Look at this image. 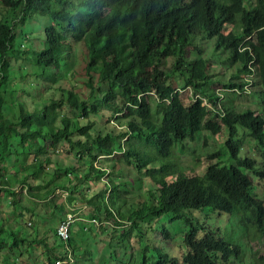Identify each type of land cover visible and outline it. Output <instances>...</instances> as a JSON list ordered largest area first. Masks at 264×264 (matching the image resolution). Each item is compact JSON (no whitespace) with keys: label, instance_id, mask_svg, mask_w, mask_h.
Here are the masks:
<instances>
[{"label":"trees","instance_id":"1","mask_svg":"<svg viewBox=\"0 0 264 264\" xmlns=\"http://www.w3.org/2000/svg\"><path fill=\"white\" fill-rule=\"evenodd\" d=\"M0 4L13 12L10 19L0 18V173H3L1 161L4 159L15 157L16 161L23 163L29 159L33 153L32 140L41 147L36 153H47L50 141H53L52 147H57L55 153L61 149L58 145L65 143L70 147V153H74L79 160L88 155L87 173L75 175L73 167L48 172V160L39 162L41 171L51 173L55 178L63 177L69 183L76 179L83 185L89 175L105 184L106 176L111 173L96 158L121 152L126 164L152 181L154 186H149L152 188L149 196L152 206L149 209L154 215L160 218L171 215V221H174L186 218L187 212L206 209L230 216L236 214L245 225L249 223L252 226L246 241L252 243L261 239L264 235V203L255 195L254 178L264 179V168L256 163L257 155H242L237 128H247L258 145L264 148V118L251 112L226 113L221 119V127L207 120L205 127L212 130L217 140L223 126L226 127L228 139L219 143L227 148L214 150L215 154L205 156L211 162L203 175L184 176L185 167L180 162L176 144L185 149L186 143L193 142L209 111L202 105L201 99L186 105L176 88H190L194 95H204L209 86L210 76L200 58L192 68L188 63L191 50L201 55L202 49L196 44L200 40H212L219 50L229 49L234 61L240 64L239 74L255 60L264 77V0H257V7L244 0H0ZM34 17H46L51 23L44 30V36L40 37L42 45L38 50L24 43L29 37L23 25ZM20 25L23 38L18 42ZM227 26L232 29L225 34L222 30H226ZM81 43L87 47L88 63L84 67L86 76L79 81L81 77L77 70L75 73L70 71V60L74 44ZM17 44H23L26 50H16ZM22 57L25 64L31 62L35 65L33 76L34 80L38 79L36 84L42 85L39 79H44L48 90L58 87L61 94L59 100L55 98L41 110L29 111L26 108L27 98H17L26 79L23 91L30 93L27 87L34 86L33 77H28L23 71L25 64L14 70L12 61ZM169 58L173 61L171 71L167 73L165 61ZM77 63L73 64L75 69ZM72 73L70 78L68 74ZM95 73H101L97 84L94 83ZM65 77L74 83L71 89L61 88ZM239 79L238 76L231 80L229 87L242 88V81L235 82ZM82 84L90 92L88 99L83 97ZM105 86L107 88L102 90ZM152 93L156 98L150 96ZM106 107L113 111L116 120L121 119V115L125 116L128 128L117 135L114 126L113 131L105 135L101 132L91 134L95 124L90 117L97 116ZM62 108H67L71 115L60 113ZM72 127L78 128L77 134L70 130ZM60 141L62 143L59 144ZM87 142L91 143L93 154L87 149ZM226 153L233 160L230 164H224ZM198 154L203 155L201 152ZM106 164L111 166L108 161ZM18 173L19 170L14 167L8 175L9 184L14 187L21 184L32 189L33 184L28 179L19 181ZM119 173L121 171L113 174L115 180L103 187L98 196L87 198L85 205L77 201L72 206H83L80 218L98 222L97 218L105 217L104 222L98 223L110 224L115 232L128 226L133 237L140 219L128 225L130 220L122 219L127 218L126 215L114 214L120 205L129 201L122 191L124 187ZM5 184L7 182L0 187V192L12 196L13 207H19L22 212L28 211V217L36 216L37 210L24 205L13 188L8 189ZM57 188L67 189L74 195L79 187L47 185L43 193L31 195L47 200ZM64 193L67 194L64 202L74 200L68 192ZM147 206L148 200L141 204L133 217L146 218ZM54 207L56 210L60 206L54 204ZM151 213L150 217H153ZM63 214L65 216L66 212L63 211ZM63 220L60 218L54 226L57 228ZM186 220L190 225L183 238L186 253L181 258L162 255L158 261L148 263L147 260L145 264H229L233 258L242 257L243 251L235 243L225 241L220 234L204 228L193 217ZM127 221L129 223H124ZM22 222L19 226L26 228L24 217ZM76 223L71 228L72 238L67 252L57 240L63 250L60 256L70 253L73 257L70 260L59 259L60 262L69 260L68 264H96V258L103 262L101 260L106 253L112 254L110 250L115 248L116 242L113 231L111 242L108 239L83 241L81 235L85 236V240L91 238L92 227L83 232V229L74 228ZM200 230L204 231L202 235ZM55 232L56 229H53L54 236ZM129 233L125 234L124 240L129 238ZM102 234L109 233L104 229ZM9 237L14 245H8L6 237L1 238L0 252L9 249V253L16 257L12 249H18V236L12 231ZM165 240H172L167 229ZM119 247L124 249L126 244H119ZM111 258L105 263H110ZM45 259L36 257L37 261ZM9 260L5 262L8 264ZM47 260L48 264H55L58 259ZM256 264H264V257H260Z\"/></svg>","mask_w":264,"mask_h":264},{"label":"rangeland","instance_id":"2","mask_svg":"<svg viewBox=\"0 0 264 264\" xmlns=\"http://www.w3.org/2000/svg\"><path fill=\"white\" fill-rule=\"evenodd\" d=\"M12 11L5 6L0 4V18L5 17L10 19L12 16ZM51 23L48 21L46 17L41 18H33L26 22V25H23V30L26 31L29 39L28 42H24L29 48L33 46L34 50H38L41 48L40 37L44 36V30ZM226 30H231V26H227ZM18 42L22 41L23 31L22 26L20 25L19 33H18ZM196 44L202 49L201 55L195 51H190V58L188 59L189 68H192L194 63L200 58L202 62V66H204L205 70H208L210 77L216 84L208 86L206 90L205 98L207 99L208 95H211L213 91H216L218 88H225V85L229 84V81L232 78H236L238 74V70L240 69V65L232 63L233 58L231 56V52L227 49L219 50L214 47L213 41L200 40L197 41ZM16 50H26V46L16 45ZM26 60V58H25ZM78 62L76 69L73 65L74 62ZM172 58L167 59L165 61V69L167 73L171 71L172 66ZM88 63V50L84 43L74 44L72 58L70 60L71 69L70 71L74 72L77 70V74L80 75V80H84L86 74L84 73V67ZM24 57L20 60L14 59L12 61V65L14 70H17L20 65H24ZM23 71L28 74V77H33L32 79V87H27L28 91L25 90L27 79L22 83L21 92L17 94V98H27L26 104L27 109L32 111L33 109L41 110L45 104H49L50 101L58 99L61 97L58 87L54 90H48L44 84L47 82L44 79H39L42 85L36 84L38 79L34 80L33 74L36 71L35 65L33 63H26L23 67ZM67 72V70H65ZM17 75V74H16ZM73 75L68 74L71 78ZM101 73H95L94 83L97 84L99 82V77ZM37 78V77H36ZM242 78V77H241ZM259 79L257 77L254 78V85L252 86L253 93L255 90H259ZM217 84H220L217 86ZM74 83L71 80L64 78L62 82L61 88L71 89ZM48 86V85H47ZM76 86V84H75ZM23 87V88H22ZM77 90L79 87H76ZM107 86L103 87L102 90L106 89ZM186 89V88H185ZM182 89L181 90H185ZM23 91V92H22ZM81 91L84 98L88 99L90 96L89 90L85 86L81 87ZM260 91V90H259ZM261 92V91H260ZM183 95H180L181 100H183L186 105H189L191 101V91L186 90L183 92ZM259 94V92H257ZM96 95V98H98ZM213 95V94H212ZM225 96L231 100L228 101L227 106L231 111H243L247 108H252L253 110L262 111L263 110V97L259 95H254L252 97H248L246 99H239L237 97H232L230 92H225ZM248 96V95H242ZM194 98L195 95L193 94ZM232 99L234 101L232 102ZM208 100V99H207ZM12 103V102H11ZM10 103V104H11ZM62 114H68L69 111L67 108H62L60 110ZM70 114V113H69ZM71 115V114H70ZM115 114L113 111L106 107L99 112L97 116L92 115L90 117L91 120L94 121L95 126L91 130V134L95 135L98 132H101L103 135L107 134L110 131H113V126L115 127V135L119 132H123L128 128V119L125 116L121 115V119L116 120ZM81 120V119H80ZM138 121V120H137ZM213 122L215 124H219V121L216 118H213ZM223 126L222 131L218 136V140L215 136L212 135L210 131L207 130L205 125H201L199 134L197 139L193 142L186 143V148L183 149L178 144H176V150L180 159L181 164L185 167V171L183 172L184 176L194 177L196 175H203L206 171L208 164L211 162L205 156L207 154L213 155L214 150H224L226 149V145H222L219 143L223 139H228V133L225 131ZM70 130L77 134L78 128H70ZM224 131V133H223ZM239 141L241 146V152L244 156H250L252 154L257 155L256 163L258 165H262L261 168H264V165L261 163V158L263 152L258 149L253 141L248 138L246 134L240 132ZM79 138V137H78ZM76 138V140H78ZM83 138V137H82ZM206 138V142L204 145V140ZM84 139V138H83ZM213 139V140H212ZM216 141L217 143H213ZM33 146V153H31L29 159L23 163L22 161H16V158L7 160L4 159L1 161L2 172L0 173V187H4V183L7 182L6 187L13 188L16 195H18V199H21L24 202V205H27L28 208L34 209L37 212L36 216L28 217L30 215L28 211L22 212L19 207H13L12 205V196L5 193L0 192V239L6 237L10 246H13L14 243L9 237L10 232L14 231L17 234L18 240V249H12V252L17 256L14 257L11 253H9V249L6 251L0 252V264H3L8 258V264H41L45 262L48 264L47 258L55 257L58 252L62 251V247L57 243L55 236L52 234V230L56 229L54 225H57L58 221L63 220L65 218L63 211L67 213L72 209V205L77 201L81 205H85L87 203V198H94L98 196L103 187H107V184L110 185L112 180H115L116 176L113 175L116 171H121L119 176H122V181L124 189L122 190L127 194L128 202L120 205L116 211L115 215L122 214L126 215L127 218L122 217V219L130 220L128 225H133L137 223L138 219H140L138 226L135 230V236L129 233V229L119 228L120 231L115 232L113 230L114 227L110 226L108 223L99 224V227L89 220L76 223L74 225L75 229H83L85 232L88 227H92L93 234L90 236L91 238L85 240V236L81 235L83 241H91V242H100L103 240H110L113 238L112 231L115 234V248L110 250L111 255H107L99 262L96 258V264H145V261L148 260V263H153L159 260L162 255H168L174 258H181L186 253V245L184 244V235L190 229V225L187 222L186 218H195L198 220L201 226L206 229H210L215 231L217 234H220L225 241H230L235 243L240 247L243 251V255L239 259L233 258L229 264H256L255 257H259V255L264 256V235L259 242L251 243L250 241H246L247 232L252 229V226L248 224H244L241 221L240 216H233L227 214H220L219 212L212 211L210 209L202 210V211H192L186 213V218L182 217L179 220L171 221V215H165L162 218L154 215L150 217V209L152 206L150 200V192L152 188L149 186H154L152 181L144 174L138 173L133 170L132 165L126 164V162L122 159L114 158V162H110L108 166L106 164L107 160H99V157L96 158L98 161H102V164L108 168L110 171V175L106 176L104 182H98L86 176L85 182L82 185L80 182H77L76 179L71 180L69 183L63 177H57L53 174L45 173V171H41L39 162H45L48 160V172H52L57 170H65L68 167H73L75 171V175L86 174L88 169V160L90 157L88 155H84L79 160L78 157L74 155V153H70V147L67 144L62 143L59 146L61 148L59 153H55L56 148H53V141H50V148H48L47 153H36V151L41 148L36 141H31ZM87 149L92 153L91 143L87 142ZM188 148H190L188 150ZM201 152L203 155L198 154ZM240 152V153H241ZM93 154V153H92ZM198 158L200 161H198ZM225 162H228L229 155L226 153L225 157H223ZM23 159V157H21ZM216 161V160H213ZM100 165V162H99ZM19 170L18 178L19 181L24 178L28 179L29 182L33 184L32 189H28L21 186V184L14 187L11 183L9 184L8 175L11 173L13 168ZM248 173V172H247ZM54 176V177H53ZM255 186H258L257 194L264 196V183H259L256 178H254ZM3 181H5L3 183ZM55 187V186H78V190L75 191L74 195H71L67 189L63 190L61 188H57L47 200L38 199L31 194H39L43 193L46 189L45 186ZM64 192H68L70 197L73 198L72 202L70 199L64 202V198L67 196ZM64 194V195H63ZM62 195V196H59ZM148 200V206L146 210V214L148 215L146 218L142 217H133L138 210H140L141 204L144 200ZM264 202V200H263ZM54 204L60 206L59 209H55ZM63 206V208H61ZM144 206H142L143 208ZM27 216H26V215ZM26 216V217H25ZM23 217L26 219L27 227L21 228L19 225H22ZM105 217L97 218L98 222H104ZM121 219V218H120ZM121 219V220H122ZM24 227V226H23ZM105 229V232L109 234H102V230ZM170 232V238L172 240H165V230ZM7 231V233L4 232ZM4 233V234H3ZM126 233H129L127 240H124V236ZM204 233L203 230H200V235ZM109 235L111 237H109ZM88 245V243H85ZM119 244L126 247L122 249L119 247ZM249 249L247 251V248ZM97 247V246H95ZM247 251L246 253H244ZM96 253V250H94ZM254 252V253H253ZM258 254V255H257ZM48 256V257H47ZM36 257H46L45 260L37 261ZM108 258H111L110 263H105L108 261ZM4 264H7L6 262ZM223 264V263H220Z\"/></svg>","mask_w":264,"mask_h":264},{"label":"clouds","instance_id":"3","mask_svg":"<svg viewBox=\"0 0 264 264\" xmlns=\"http://www.w3.org/2000/svg\"><path fill=\"white\" fill-rule=\"evenodd\" d=\"M246 2H248L249 4L252 5V7H257V0H244ZM264 10V7L262 9V11ZM232 29V28H231ZM223 33L225 34H228L231 30L227 31V30H222ZM254 38H255V41L257 42V39L255 37V35L253 34ZM249 40V38L247 39ZM212 41V40H210ZM209 42V41H208ZM224 49H227V48H224ZM222 49V50H224ZM229 52H231L229 49H227ZM243 51V50H242ZM231 56L233 58V61L232 63H235V64H238L237 62L234 61V57L232 55V52H231ZM240 65V64H239ZM209 74V73H208ZM210 76V74H209ZM239 76V80H236L235 82H240L242 81L244 83V86H242V88H239V87H229L230 84L228 85H225V88H218L216 91H213L211 95H208L207 96V99L205 98V95H206V90L203 92L204 95H195L196 98L192 97L193 96V91L190 89V88H183L185 90H181V88H176L179 92V95H183L186 90H190L191 91V101H196L197 99H201L202 100V105L205 106L208 111H209V115L207 118L203 119L202 122H201V125H206V122L207 120H212L213 122V118H216L218 121H219V126L221 127L222 126V118L225 117L226 113H238V114H242V113H247V112H251L253 113L255 116H261L264 118V77L262 75V69L260 66L256 65V62L255 60H253L252 62H250L248 64V69L246 71H242L240 72L239 74V71H238V74H237V77ZM236 77V78H237ZM242 77V78H241ZM257 77L259 79V91L258 89L255 90L253 93H251L252 91V86L254 85V78ZM234 78H232L231 80H233ZM231 80L229 82H231ZM216 84L215 81H213L210 77V84L209 86L211 85H214ZM220 84H217V86H219ZM225 92H230L232 94V97H237L239 99H246L248 97H252L254 95H259L261 97H263V110L262 111H257V110H253L252 108H247L243 111H231L228 106H227V103L229 100V98H227L225 96ZM259 92V94L257 93ZM153 96V93L150 94V96ZM242 95H248V96H242ZM204 96V97H203ZM156 98V97H155ZM234 101V99H232V102ZM120 114H123L120 113ZM119 114V115H120ZM214 123V122H213ZM208 131H212L210 129L207 128ZM237 130H239V134L240 132H243V134H246L248 136V138H250L251 141H253L256 145V147L258 149H260L262 152H263V155H262V158H261V163L264 165V148L259 146L258 143L253 139V137L251 136V133L250 131L247 129V128H241V127H238ZM263 132H264V125H263V128H262ZM199 134V131L197 132V134L195 135V139H197V136ZM213 135V134H212ZM239 137V135H238ZM127 139V138H126ZM125 139V140H126ZM239 139V138H238ZM195 141V140H194ZM125 142V141H124ZM123 142V143H124ZM205 142H206V138L204 140V145H205ZM114 158H118V159H122L123 161V153L121 152H116L114 153L113 155L111 156H106V155H102V156H99V160H107L109 163L110 162H114L113 159ZM233 160L230 159V155H229V158H228V162H224V164H230ZM262 166V165H261ZM196 176H199V175H196ZM122 177V176H120ZM123 178V177H122ZM257 181H259V183H264V179H261L259 177V179L256 177ZM255 180H254V185H255ZM257 189H258V186H255V195L260 199V200H264V196H261V195H258L257 194ZM64 195V194H63ZM67 195V194H66ZM66 198V197H65ZM146 201V199L144 200V202ZM264 203V202H263ZM74 205V204H73ZM82 210H83V206H79V207H74L72 206V209L67 213L66 211V215H65V219L61 222L60 225L57 226L56 228V232H55V238L56 240H58L60 242V244H62L63 246V250L66 248V252L68 251V246H69V242L72 238V235L70 234L71 232V228H72V225L76 222H79L78 220H80V222H84V221H88L86 220L84 217L83 218H80L79 215L82 213ZM77 213H75V212ZM152 215H154L153 213H151ZM71 217V220H69L68 218ZM121 222H123L120 218H118ZM70 222V225H69V228L67 231H63L62 227L64 224ZM91 223L97 225L99 227V224L98 222H95V221H90ZM124 228V229H127L128 226H125V227H121V229ZM120 229V230H121ZM262 239V237H261ZM260 239V240H261ZM259 240V241H260ZM248 241L247 240V244H248ZM259 241H255V242H259ZM255 242H252L255 243ZM249 249V246L247 248V251ZM62 250V252H63ZM247 251H245L244 253H246ZM65 252V253H66ZM254 253V252H253ZM258 255V254H257ZM260 257H264V256H261L259 255V257H255V261L257 262V260L260 258ZM54 259H58L56 260V263L55 264H68L69 260L70 259H73L72 255L70 253H67V254H64L62 257L60 256V252H58V254L55 256V257H52ZM59 259H69V260H66L64 262H60Z\"/></svg>","mask_w":264,"mask_h":264},{"label":"built area","instance_id":"4","mask_svg":"<svg viewBox=\"0 0 264 264\" xmlns=\"http://www.w3.org/2000/svg\"><path fill=\"white\" fill-rule=\"evenodd\" d=\"M68 219L71 220V217H69ZM69 225H70V222L64 224L63 227H62L63 231H67L68 228H69Z\"/></svg>","mask_w":264,"mask_h":264}]
</instances>
